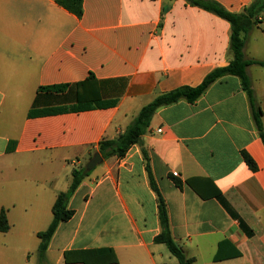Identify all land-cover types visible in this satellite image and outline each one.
Returning <instances> with one entry per match:
<instances>
[{"label": "crops", "instance_id": "obj_1", "mask_svg": "<svg viewBox=\"0 0 264 264\" xmlns=\"http://www.w3.org/2000/svg\"><path fill=\"white\" fill-rule=\"evenodd\" d=\"M211 1L231 13L252 2ZM82 7L77 18L56 0H0V211L9 226L0 232V264H108L96 250H112L114 264H178L154 242L157 197L140 145L122 159H102L81 181L68 202L73 216L58 225L42 260L37 235L72 171L102 139H115L156 96L196 87L228 65L230 26L183 0H83ZM261 50L264 14L244 58L264 61ZM246 71L264 114V67ZM51 86L66 89H41ZM96 99L115 105L71 110ZM46 110L53 112L40 115ZM142 147L171 235L191 264H264V144L236 77L215 82L194 104L159 109ZM170 174L192 179L206 199L186 184L177 188ZM215 190L227 207L210 197Z\"/></svg>", "mask_w": 264, "mask_h": 264}, {"label": "trees", "instance_id": "obj_2", "mask_svg": "<svg viewBox=\"0 0 264 264\" xmlns=\"http://www.w3.org/2000/svg\"><path fill=\"white\" fill-rule=\"evenodd\" d=\"M183 1L191 7H195L211 13L229 24L230 37L228 49L230 54V61L228 65L212 70L196 87L181 86L174 90L156 96L150 103L143 106L139 110L131 123L115 139H102L98 143V153L102 159H122L132 146H141V153L143 156V160L145 161V170L147 172L149 186L157 197V213L160 233L154 238V242L164 245L169 254L177 260L178 264H191L193 260L186 256L182 248L177 245L171 235L166 204L151 173L147 151L142 147V136L147 132L153 115L159 109L174 105L182 101L189 104H194L215 82L225 77H236L240 82L241 90L247 98L253 124L258 132L262 144H264V124H262L261 120L262 115L264 114H262L261 107L255 99L253 90L251 88V82L246 71L247 68L252 65L264 67V61L247 60L243 55V48L248 33L254 27H258V25L261 23V15L264 14V0H252L251 4L245 7L240 13H231L217 2L211 0ZM56 3L71 14L75 15L77 18H80L83 14V0H56ZM41 89L53 93H62L66 89V86H51ZM114 105L115 102H103L99 99L86 103H80V101H77V106H75L71 110L79 111L92 108L100 109ZM52 112L53 111L46 110L41 112L40 115H46ZM29 116L34 115L32 114V112H29ZM242 158L251 171H257L255 162L246 152H242ZM90 173L91 171L87 172L85 170V167L74 169L71 173L72 179L69 188L66 192H62L57 195L52 207V221L44 232H41L37 235L40 241L37 250L40 260L44 258L45 251L47 250L48 244L58 225L60 223L68 221L73 216V211L68 209L69 199L76 191L81 181ZM168 178L177 188H181L183 184H186L201 199H206V196H204L194 185L192 179L183 182L177 176H174L172 174L168 175ZM210 197L217 198L225 207H227L225 201L220 196V193L217 190H215L213 195ZM8 228L9 226L7 224L5 213L3 210H1L0 232L4 233L8 230ZM94 252L107 255L108 264L116 263V258L112 250H96ZM235 255L237 256L238 253H236ZM221 259L222 257L219 255V253H217V255H215L214 257V261H219ZM65 261L68 262L67 254H65ZM81 263L87 264L86 262Z\"/></svg>", "mask_w": 264, "mask_h": 264}, {"label": "water", "instance_id": "obj_3", "mask_svg": "<svg viewBox=\"0 0 264 264\" xmlns=\"http://www.w3.org/2000/svg\"><path fill=\"white\" fill-rule=\"evenodd\" d=\"M102 162V158L99 155V153H95L93 154V156L91 157V159L86 163L85 165V170L87 172L92 171L96 166H98L100 163Z\"/></svg>", "mask_w": 264, "mask_h": 264}, {"label": "rangeland", "instance_id": "obj_4", "mask_svg": "<svg viewBox=\"0 0 264 264\" xmlns=\"http://www.w3.org/2000/svg\"><path fill=\"white\" fill-rule=\"evenodd\" d=\"M251 48H252V47H251V45H250V46L248 47L247 53H249V52L251 51ZM261 52H264V51L261 50ZM257 70H259V69H257ZM84 166H85V164H84ZM84 166H83V167H84ZM80 168H82V167H80Z\"/></svg>", "mask_w": 264, "mask_h": 264}]
</instances>
